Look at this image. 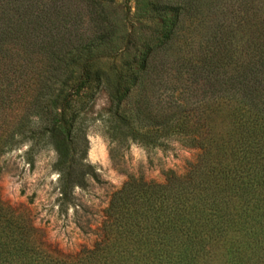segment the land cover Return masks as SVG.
<instances>
[{"label": "trees", "instance_id": "1", "mask_svg": "<svg viewBox=\"0 0 264 264\" xmlns=\"http://www.w3.org/2000/svg\"><path fill=\"white\" fill-rule=\"evenodd\" d=\"M223 3L192 7L202 21L185 27L187 3L152 5L156 27L121 69L91 75L116 28L98 2L0 0V154L52 143L60 212L83 181L76 121L101 86L115 140L197 151L181 174L125 181L73 255L0 202V264H264V0Z\"/></svg>", "mask_w": 264, "mask_h": 264}, {"label": "rangeland", "instance_id": "2", "mask_svg": "<svg viewBox=\"0 0 264 264\" xmlns=\"http://www.w3.org/2000/svg\"><path fill=\"white\" fill-rule=\"evenodd\" d=\"M166 1L96 0L116 28L108 46L98 50L99 58L92 62L91 75L96 70L108 71L110 67L120 70L156 27V14L151 6ZM177 1L189 7L184 16L185 27L190 22L202 21L201 17H193L192 7L209 4L211 10L219 11L228 0ZM96 2L91 0V9ZM236 4L228 10H234ZM114 51L118 53L112 57ZM108 106L107 94L101 86L78 115L71 148L75 166L79 167L75 172L83 174V181L70 191L64 212H60L52 143L43 137L23 139L0 154V202L15 214H22L37 231L36 237L60 255H73L82 247L90 248L99 239L103 211L110 195L129 178L161 182L167 172L183 173L197 156L196 150L172 139L166 140L164 147L154 148H145L129 137L115 140Z\"/></svg>", "mask_w": 264, "mask_h": 264}]
</instances>
